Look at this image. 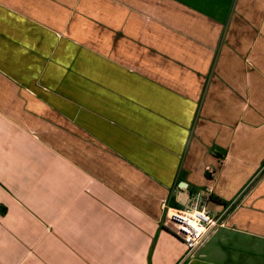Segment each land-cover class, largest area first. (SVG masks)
<instances>
[{
	"label": "crops",
	"instance_id": "1",
	"mask_svg": "<svg viewBox=\"0 0 264 264\" xmlns=\"http://www.w3.org/2000/svg\"><path fill=\"white\" fill-rule=\"evenodd\" d=\"M0 264H264V0H0Z\"/></svg>",
	"mask_w": 264,
	"mask_h": 264
},
{
	"label": "built area",
	"instance_id": "2",
	"mask_svg": "<svg viewBox=\"0 0 264 264\" xmlns=\"http://www.w3.org/2000/svg\"><path fill=\"white\" fill-rule=\"evenodd\" d=\"M213 194L208 188L196 192L186 208L165 206L162 224L186 245L185 260L191 259L212 233L226 224L227 211L217 214L210 209Z\"/></svg>",
	"mask_w": 264,
	"mask_h": 264
},
{
	"label": "rangeland",
	"instance_id": "3",
	"mask_svg": "<svg viewBox=\"0 0 264 264\" xmlns=\"http://www.w3.org/2000/svg\"><path fill=\"white\" fill-rule=\"evenodd\" d=\"M210 189H212V188H210ZM212 191H213V193H214V190H213V189H212ZM213 196H214V194H213ZM211 207L214 208L212 205H211Z\"/></svg>",
	"mask_w": 264,
	"mask_h": 264
},
{
	"label": "water",
	"instance_id": "4",
	"mask_svg": "<svg viewBox=\"0 0 264 264\" xmlns=\"http://www.w3.org/2000/svg\"><path fill=\"white\" fill-rule=\"evenodd\" d=\"M184 184V183H183Z\"/></svg>",
	"mask_w": 264,
	"mask_h": 264
}]
</instances>
